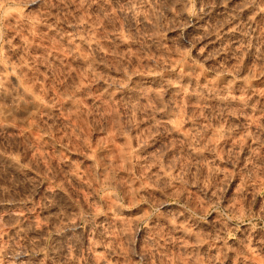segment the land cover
<instances>
[{
  "label": "rangeland",
  "instance_id": "374dc122",
  "mask_svg": "<svg viewBox=\"0 0 264 264\" xmlns=\"http://www.w3.org/2000/svg\"><path fill=\"white\" fill-rule=\"evenodd\" d=\"M136 1L0 0V264H264V20Z\"/></svg>",
  "mask_w": 264,
  "mask_h": 264
},
{
  "label": "bare ground",
  "instance_id": "6f19581e",
  "mask_svg": "<svg viewBox=\"0 0 264 264\" xmlns=\"http://www.w3.org/2000/svg\"><path fill=\"white\" fill-rule=\"evenodd\" d=\"M131 1V0H130ZM133 1V0H132ZM136 1V0H135ZM150 1V0H149ZM152 1V0H151ZM179 1V0H178ZM181 1H183V0H181ZM185 1V0H184ZM188 1V0H187ZM201 1V0H200ZM199 1V2H200ZM253 1H255V0H253ZM259 1H261V0H259ZM264 0H262V2H263ZM137 2V1H136ZM135 2V3H136ZM164 2V1H163ZM174 2V1H173ZM172 2V3H173ZM198 2V3H199ZM213 2H215V1H213ZM131 3V2H130ZM132 3H134V2H132ZM138 3H140V1L138 2ZM138 3H137V5H138ZM141 3H142V1H141ZM155 3V2H154ZM165 3V2H164ZM183 3V2H182ZM188 3V2H187ZM186 3V4H187ZM196 3V2H195ZM204 3V2H203ZM203 3H200L201 4V6H202V4ZM125 4V3H124ZM181 4V2H179V5ZM189 5H190V2L188 3ZM215 5H213V4H211L212 6H210V4H208L207 3V5L206 6H204L203 8H202V10H201V12H200V10H199V13L200 14H198V16H196L195 18L196 19H193V20H195V22H194V28H196V27H199V28H201L200 26H202L201 25V23L202 22H204V21H202V20H205V18L206 17H208L207 19L208 20H210V19H214V17H218V21H220V19L223 21V22H221V24H219L218 25V30H214V27L216 26L214 23H218V21H216L215 19V22H214V20L213 21H211V22H213L212 24H214L213 26V28H212V30H214V31H212L211 29H209V26H208V28L205 26V28H207L208 30H210L209 32L207 31V33H205V34H203V32H205V31H203V29H202V33L200 34V36L201 37H203V35H204V40H205V42L208 44V45H211L209 48H211L212 47V45H218V44H220L222 41H224L223 43H225L226 41H231V43H232V45L233 44H239L240 42L239 41H241L239 38H241V37H244L243 38V42H244V39H245V37L248 35V37H251V38H254V40H255V42H257V43H259L258 41H257V38H259V36L260 35H258V33H259V31L257 30V28L255 29V21H257V20H264V7H263V9H261V8H259L258 6H256L255 5V3H252L250 0H227V1H223V0H217L215 3H214ZM260 4H261V2H260ZM129 5L130 4H128V7H129ZM136 5V4H135ZM142 5V4H141ZM167 5H169V4H167ZM181 5H183V4H181ZM179 6L180 7V12L182 11V9H183V7H185V4L183 5V6ZM188 5V6H189ZM262 5V4H261ZM126 6V5H125ZM139 6H140V4H139ZM139 6H137V7H139ZM176 6V5H175ZM178 6V5H177ZM187 6V5H186ZM199 6V5H198ZM157 7V6H156ZM182 7V8H181ZM134 8H135V6H132L131 7V11H135L134 10ZM144 8V7H143ZM166 8V7H165ZM189 8V7H188ZM137 9H139V8H137ZM156 9V8H155ZM177 9H178V7H177ZM187 9V8H186ZM190 9V8H189ZM189 9H187L188 11H189ZM198 9V8H197ZM129 11H130V8L128 9ZM140 10H141V8H140ZM139 10V11H140ZM147 10V9H146ZM151 10V9H150ZM179 10V9H178ZM184 10V9H183ZM196 10V9H195ZM130 11V12H131ZM138 11V10H137ZM170 11V10H169ZM129 12V13H130ZM142 12V11H141ZM147 12V11H146ZM184 12V11H183ZM192 12V11H191ZM196 12V11H195ZM132 13V12H131ZM130 13V14H131ZM137 13V12H136ZM139 13V12H138ZM152 13V12H151ZM197 13H198V10H197ZM135 14V13H134ZM147 14V13H146ZM164 14V13H163ZM182 14V13H181ZM122 15V14H121ZM141 15V14H140ZM180 15V14H179ZM182 15H184V14H182ZM188 15V14H187ZM197 15V14H196ZM142 16V15H141ZM158 16V15H157ZM156 16V17H157ZM125 17V16H124ZM128 17V16H127ZM132 17V16H131ZM140 17V16H139ZM143 17V16H142ZM141 17V19L143 20L144 18H142ZM182 17V16H181ZM180 17V18H181ZM186 17V16H185ZM167 18V17H166ZM172 18V17H171ZM178 18V17H177ZM220 18V19H219ZM223 18V19H222ZM141 19H139V20H141ZM182 19L185 21V19H184V17H182ZM141 20V21H142ZM144 20H146V19H144ZM142 21L143 23L145 22V21ZM148 20V19H147ZM146 20V21H147ZM165 20V19H164ZM182 20V21H183ZM186 20H189V19H186ZM207 20V21H208ZM133 21V20H132ZM260 21V22H261ZM17 22V21H16ZM28 22V21H27ZM140 22V21H139ZM187 22H192V21H187ZM186 22V24H188ZM206 22V21H205ZM210 21H208V22H206L204 25H206L207 23L208 24H210L209 23ZM142 23V24H143ZM262 23V22H261ZM264 23V22H263ZM146 24V23H145ZM148 24V23H147ZM156 24V23H155ZM181 24V23H180ZM190 24V23H189ZM211 24V25H212ZM259 24V23H258ZM261 25V24H260ZM168 26V25H167ZM166 26V27H167ZM258 25H256V27H257ZM169 27V26H168ZM192 27V26H191ZM203 27V26H202ZM259 27V26H258ZM261 27V26H260ZM151 28V27H150ZM204 28V27H203ZM204 28V29H205ZM211 28V27H210ZM191 29V28H190ZM206 29V30H207ZM87 30V29H86ZM156 30V29H155ZM165 30H166V28H165ZM199 30V29H198ZM261 30H262V34L264 33V26H263V29L261 28ZM260 30V31H261ZM197 31V30H196ZM79 32V31H78ZM83 33H85V32H83ZM89 34V33H88ZM189 34H190V32H189ZM195 35H196V33H194ZM193 34V35H194ZM197 34H199V33H197ZM259 34H261V33H259ZM192 35V34H191ZM194 35V36H195ZM258 35V36H257ZM76 36V35H75ZM57 37V36H56ZM149 37V36H148ZM190 37H192V36H190ZM170 38V37H169ZM196 39H197V37H195ZM200 38V37H199ZM264 38V36L260 39V40H262ZM116 39V38H115ZM224 39H227L226 41L224 40ZM238 39V40H237ZM81 40H83V39H81ZM199 40V39H198ZM239 42V43H237V41ZM247 40H249V39H247ZM253 40V41H254ZM73 41H75V39L73 40ZM76 41H78V40H76ZM146 41V40H145ZM159 41V40H158ZM165 41V40H164ZM190 41V40H189ZM203 41V40H202ZM251 41V40H250ZM249 41V42H250ZM253 41H251L250 43H252ZM83 42V41H82ZM84 42H86V41H84ZM123 42V41H122ZM142 42H144V41H142ZM196 42V41H195ZM205 42L203 41V45L205 44ZM246 42V41H245ZM261 42H263V41H261ZM76 43H78V42H76ZM112 43V42H111ZM119 43V42H118ZM202 43V42H201ZM227 43V42H226ZM248 43V42H247ZM89 44V43H88ZM228 44H230V42H228ZM253 44V43H252ZM72 45V44H71ZM89 45H93V43H91V44H89ZM163 45V44H162ZM170 45V44H169ZM220 45H222V44H220ZM227 45V44H226ZM231 45V44H230ZM231 45V46H232ZM254 45H256V44H254ZM253 45V47H256V46H254ZM88 46V45H87ZM97 46V45H96ZM147 46V45H146ZM153 46V45H152ZM181 46V45H180ZM214 46V48L216 49L217 48V46L215 47ZM240 46H241V44H240ZM244 46V45H243ZM260 46H261V44H260ZM93 47V46H92ZM219 47V46H218ZM221 47V46H220ZM222 47H225V46H222ZM220 48V50H222L223 48ZM245 47V46H244ZM251 47V46H250ZM262 47V46H261ZM95 48V46L93 47V49ZM97 48V47H96ZM153 48V47H152ZM179 48V47H178ZM202 48V47H201ZM208 48V49H209ZM231 48V47H230ZM229 48V49H230ZM235 48V47H234ZM233 47L231 48L232 50L234 49ZM236 48H237V46H236ZM240 47H238V49H239ZM248 48H249V46H248ZM257 48H258V46H257ZM256 48V49H257ZM8 49V48H7ZM173 49V48H172ZM212 49V48H211ZM214 49V50H215ZM238 49H234V50H236V51H234V53L236 52V53H238L237 52V50ZM244 49V48H243ZM264 49V48H263ZM97 50H98V48H97ZM175 50V49H174ZM210 50V49H209ZM213 50V49H212ZM214 50L213 51H211L212 53L214 52ZM220 50L217 48V51H219L220 52ZM251 50H252V48H251ZM250 50V51H251ZM253 50L255 51L254 53H256V51L257 50H255L254 48H253ZM195 51V50H194ZM206 51V50H205ZM241 51H243V50H241ZM249 51V50H248ZM264 51V50H263ZM98 52V51H97ZM196 52V51H195ZM218 52V53H219ZM222 52V51H221ZM220 52V53H221ZM260 52V51H259ZM9 53V52H8ZM199 53V52H198ZM201 53H204V51L203 52H201ZM200 53V54H201ZM215 53H217V52H215ZM98 54V53H97ZM253 54V53H252ZM259 54V53H258ZM199 55V54H198ZM201 55H203V54H201ZM200 55V56H201ZM211 55V54H210ZM257 55V54H256ZM75 56V55H74ZM205 56H208L207 54L206 55H204V57ZM223 56H225V55H223ZM230 56V55H229ZM235 56V55H234ZM246 56V55H245ZM264 56V55H263ZM103 57V56H102ZM175 57V56H174ZM203 57V56H202ZM203 57V58H204ZM254 57V56H253ZM252 57V58H253ZM257 57V56H256ZM204 59H206V58H204ZM218 59V58H217ZM227 60V59H226ZM257 61V60H256ZM161 63V62H160ZM172 63V62H171ZM13 64V63H12ZM162 64V63H161ZM256 64V63H255ZM6 65V64H5ZM17 65V64H16ZM260 65V64H259ZM14 66V65H13ZM12 66V67H13ZM100 66V65H99ZM213 66V65H212ZM17 67V66H16ZM4 68H5V66H3L2 64L0 65V97H8V98H10V97H12V99H14V102L18 99H15V98H13V95L12 96H10V94L8 93V91L6 90V89H8V88H5V86H6V84L8 83V80L9 79H11V78H9L8 77V75L6 74H4V72L2 71V70H4ZM9 68V67H8ZM175 68V67H174ZM186 68V67H185ZM190 68V67H189ZM221 68V67H220ZM244 68V67H243ZM243 68H241V69H243ZM7 69V68H6ZM238 69V68H237ZM236 69V70H237ZM12 70V69H11ZM15 70V69H14ZM13 70V71H14ZM18 70V69H17ZM219 70V69H218ZM217 70V71H218ZM221 70V69H220ZM252 70V69H251ZM20 71V70H19ZM224 71H226V70H224ZM246 71H248V70H246ZM245 71V72H246ZM3 72V73H2ZM239 72V71H238ZM253 72H255V71H253ZM252 72V73H253ZM10 73V72H9ZM15 73V72H14ZM17 73V72H16ZM18 73H20V72H18ZM251 73V71H250V74H252ZM171 74V73H170ZM169 74V75H170ZM194 74V73H193ZM254 74V73H253ZM231 75V74H230ZM249 75V74H248ZM248 75H246V76H248ZM9 76H10V74H9ZM149 76V75H148ZM174 76V75H173ZM251 76V75H250ZM253 76V75H252ZM12 77V76H11ZM179 77V76H178ZM141 78H143V77H141ZM145 78V77H144ZM143 78V79H144ZM169 78V77H168ZM187 78V77H186ZM13 79V78H12ZM149 79V78H148ZM151 77H150V80H143V81H138V85H140V86H146L148 83H150V82H152L151 81ZM158 79V78H157ZM182 79V78H181ZM180 79V80H181ZM170 80V79H169ZM174 80V79H173ZM187 80V79H186ZM220 80V77H219V79L217 80V81H219ZM227 80V79H226ZM229 80V79H228ZM227 80V82H230V81H228ZM246 80V79H245ZM11 81V80H10ZM16 81V80H15ZM172 81V80H171ZM221 81H222V79H221ZM244 81V80H243ZM176 82H179V81H177L176 80ZM188 82V81H187ZM237 82V81H236ZM239 82H240V80H239ZM242 82V81H241ZM11 83H13V81L11 82ZM17 83H19V81H18V79H17ZM16 83V84H17ZM113 83V82H112ZM133 83V82H132ZM174 83H175V81H174ZM173 83V84H174ZM193 83V82H192ZM152 83H150V85H151ZM154 84V83H153ZM152 84V85H153ZM193 84H195V83H193ZM208 84V83H207ZM212 84V83H211ZM219 84V83H218ZM8 85V84H7ZM17 85H19V84H17ZM169 85V84H168ZM213 85V84H212ZM225 85H227V84H225ZM247 85V84H246ZM173 86V85H172ZM193 86V85H192ZM204 86V85H203ZM234 86V85H233ZM243 86H244V84H243ZM249 86V85H248ZM7 87V86H6ZM139 87V86H138ZM166 87V86H165ZM165 87H163V88H165ZM170 87V86H169ZM175 87V86H174ZM239 87V86H238ZM244 87H246V86H244ZM16 88V87H15ZM17 88H18V86H17ZM183 88H185V86H183ZM193 88V87H192ZM192 88H191V90H192ZM206 88H208V87H206ZM225 88V87H224ZM19 90H18V92L21 90L24 94L26 93L27 94V91L25 92V90H24V88L23 87H19L18 88ZM101 89V88H100ZM125 89V88H124ZM142 89H144V88H142ZM141 89V90H142ZM169 89V88H168ZM204 87H203V91H204ZM228 89H229V87H228ZM234 89V88H233ZM11 90V89H10ZM16 90V89H15ZM14 90V91H15ZM27 90V89H26ZM108 90V89H107ZM122 89H120V91H121ZM126 90V89H125ZM138 90V89H137ZM183 90V89H182ZM181 90V91H182ZM185 90V89H184ZM194 90V89H193ZM224 90V89H223ZM127 91V90H126ZM222 91V90H221ZM226 91H228V90H226ZM22 92H19L20 94H22ZM192 92V91H191ZM204 92H206V90L204 91ZM229 92V91H228ZM11 93H15V92H12L11 91ZM16 94V93H15ZM124 94H125V91H124ZM128 94H129V92H128ZM171 94V93H170ZM202 94V93H201ZM225 94V93H224ZM17 95V94H16ZM29 95H31L29 92H28V95H25V96H28V98H29ZM34 95V94H33ZM208 95V94H207ZM211 95V94H210ZM217 95H218V93H217ZM24 96V97H25ZM171 96V95H170ZM196 96V95H195ZM223 96V95H222ZM17 97V96H16ZM22 97H23V94H22ZM32 97V96H31ZM34 97V96H33ZM199 97V96H198ZM223 97H225V96H223ZM20 98H21V96H20ZM20 98H19V100H20ZM26 98V97H25ZM27 98V99H28ZM235 98V97H234ZM22 99V98H21ZM31 99V98H30ZM34 99V98H33ZM136 99V98H135ZM218 99V98H217ZM239 99V98H238ZM245 99V98H244ZM3 100H4V98H3ZM18 100V101H19ZM23 100V99H22ZM197 100V99H196ZM215 100H216V98H215ZM5 101V100H4ZM13 101V100H12ZM245 101V100H244ZM20 102H22L21 100L19 101V103ZM34 102V103H33ZM252 102V101H251ZM19 103H18V106H19ZM25 103V102H24ZM29 103V102H28ZM32 105H34V104H36V105H34L33 107V109H35V106H39L40 105V102L38 101V100H35L34 99V101H31L30 102ZM43 102H41V105H45L44 103L42 104ZM171 103V102H170ZM216 103V102H215ZM230 103L232 104L233 102L232 101H230ZM229 103V104H230ZM15 104V103H14ZM16 104H17V102H16ZM15 104V105H16ZM66 104V103H65ZM221 104H224L223 102L221 103ZM234 104V103H233ZM236 104V103H235ZM238 104V103H237ZM236 104V105H237ZM249 104V103H248ZM21 105V104H20ZM27 105V104H26ZM228 105V104H227ZM240 105V104H239ZM17 106V105H16ZM205 106V105H204ZM216 106V105H215ZM242 106V105H241ZM11 107V106H10ZM21 107V106H20ZM25 107V106H24ZM18 108V107H17ZM16 108V109H17ZM29 108V107H28ZM31 108V107H30ZM231 108V107H230ZM4 109V108H3ZM5 109H9L8 107L7 108H5ZM4 109V110H5ZM40 109V108H39ZM177 109V108H176ZM13 110V109H12ZM24 110V109H23ZM42 110V109H41ZM48 110V109H47ZM179 110V109H178ZM6 111V113L8 114L9 112H10V110H5ZM35 111V110H34ZM250 111V110H249ZM12 113H14L13 111H11ZM10 112V113H11ZM26 112V111H25ZM28 112V111H27ZM37 112V111H36ZM42 112V111H41ZM45 112V111H44ZM251 112V111H250ZM39 113H40V111H39ZM48 113V112H47ZM160 113V112H159ZM6 114V115H7ZM38 114V113H37ZM259 114V113H258ZM11 115V114H10ZM16 116V115H15ZM48 116V115H47ZM6 117V116H5ZM11 117H12V115H11ZM239 117V116H238ZM232 119V118H231ZM181 120V119H180ZM173 122V121H172ZM233 122V121H232ZM174 123V122H173ZM196 126V125H195ZM257 128V127H256ZM261 129V128H260ZM2 130V129H1ZM175 131V130H174ZM193 131V130H192ZM191 133V132H190ZM192 134V133H191ZM190 135V134H189ZM193 136V135H192ZM201 142V141H200ZM190 151V150H189ZM246 155V154H245ZM0 159H3V158H0ZM6 159V158H5ZM9 159V158H8ZM3 161H5L4 159L1 161L0 160V162H3ZM8 163H10L11 162V160H9V161H7ZM6 162V163H7ZM1 165V164H0ZM11 165V164H10ZM216 168V167H215ZM75 180V179H74ZM209 193V192H208ZM207 193V194H208ZM48 198V197H47ZM164 203V202H163ZM46 204V203H45ZM13 213V212H12ZM48 213V212H47ZM8 214V213H7ZM62 215V214H61ZM69 215V214H68ZM13 216V215H12ZM10 217V216H9ZM14 217V216H13ZM15 218V217H14ZM23 219V218H22ZM64 219V218H63ZM154 221V220H153ZM90 225V224H89ZM94 225V224H93ZM19 226V225H18ZM67 226V225H66ZM65 226V227H66ZM71 226V225H70ZM69 226V227H70ZM22 227V226H21ZM30 227V226H29ZM63 227V226H62ZM66 229V228H65ZM101 229V228H100ZM12 231V230H11ZM101 231V230H100ZM15 232V231H14ZM71 236V235H70ZM194 236V235H193ZM67 237V236H66ZM60 238V237H59ZM142 240V239H141ZM38 241V240H37ZM227 242V241H226ZM38 243V242H37ZM30 244V243H29ZM75 244V243H74ZM241 246V245H240ZM67 247V246H66ZM94 247V246H93ZM92 247V248H93ZM252 247V246H251ZM11 248V247H10ZM14 248V247H13ZM250 248V247H249ZM43 249V248H42ZM56 249V248H55ZM61 249V248H60ZM253 249V248H252ZM34 250V249H33ZM111 250V249H110ZM50 251V250H49ZM94 251V250H93ZM216 251V250H215ZM56 252V251H55ZM101 252V251H100ZM15 254V253H14ZM64 254V253H63ZM62 255V254H61ZM252 255V254H251ZM50 256V255H49ZM72 256V255H71ZM94 256V255H93ZM42 257V256H41ZM97 257V256H96ZM95 257V258H96ZM67 258V257H66ZM92 259H94V257L92 258ZM97 259V258H96ZM109 259V258H108ZM67 260V259H66ZM69 260V259H68ZM72 260V259H71ZM79 260V259H78ZM100 260V259H99ZM102 260V259H101ZM249 260V259H248ZM70 261V260H69ZM98 261V260H97ZM105 261V260H104ZM64 262V261H63ZM68 262V261H67ZM71 262V261H70ZM86 262V261H85ZM95 262V261H94ZM100 262V261H99ZM99 262H95L96 264H99ZM13 263V262H12ZM77 263V262H76ZM94 263V264H95ZM50 264V263H49ZM100 264H102V263H100ZM106 264V263H105ZM245 264V263H244Z\"/></svg>",
  "mask_w": 264,
  "mask_h": 264
}]
</instances>
